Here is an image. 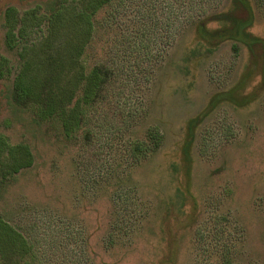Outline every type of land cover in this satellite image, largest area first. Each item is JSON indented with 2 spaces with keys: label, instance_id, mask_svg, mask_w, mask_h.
Segmentation results:
<instances>
[{
  "label": "rangeland",
  "instance_id": "obj_1",
  "mask_svg": "<svg viewBox=\"0 0 264 264\" xmlns=\"http://www.w3.org/2000/svg\"><path fill=\"white\" fill-rule=\"evenodd\" d=\"M44 1L0 0V57L8 59L0 134L31 142L35 153L33 167L0 185V214L34 232L43 264H264L262 57L240 41L203 43L194 23L228 0H114L98 14L83 60L114 74L91 114L89 143L35 138L29 116L10 105L21 47L40 41L47 24L9 49L5 10L22 15ZM248 1L249 30L264 40V0ZM239 85L247 103L222 101L196 127L188 177V120ZM150 128L160 146L130 163V141Z\"/></svg>",
  "mask_w": 264,
  "mask_h": 264
},
{
  "label": "trees",
  "instance_id": "obj_2",
  "mask_svg": "<svg viewBox=\"0 0 264 264\" xmlns=\"http://www.w3.org/2000/svg\"><path fill=\"white\" fill-rule=\"evenodd\" d=\"M113 3L114 0H45L43 5L22 15L13 6L6 8L5 42L9 49L16 47L17 40L29 27L40 26L42 22L47 24V31L40 41L21 47V64L12 81L10 95L14 111L29 116L35 138L41 134L91 142V114L104 99L114 70L106 63L87 66L83 57L97 31L98 14ZM210 22L219 25L212 28L208 26ZM194 23L198 39L205 44L215 46L231 39L242 42L255 59L260 55L261 85L264 87V40L249 30L253 15L248 0H228L222 9ZM7 63L8 59L1 56L0 78H4L3 67ZM239 88L240 85L216 92L203 111L188 120L187 137L182 147L188 177L196 127L222 101L237 105L247 103L248 96L237 94ZM161 140L159 131L150 128L143 139L130 141V163L156 150ZM34 164L31 142L13 143L0 134V185L12 183L18 173ZM27 230L23 231L0 214V264H43L44 252L36 245L34 232Z\"/></svg>",
  "mask_w": 264,
  "mask_h": 264
}]
</instances>
